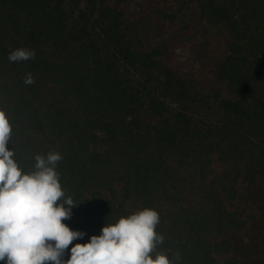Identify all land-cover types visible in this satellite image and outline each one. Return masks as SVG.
<instances>
[{
  "label": "trees",
  "instance_id": "16d2710c",
  "mask_svg": "<svg viewBox=\"0 0 264 264\" xmlns=\"http://www.w3.org/2000/svg\"><path fill=\"white\" fill-rule=\"evenodd\" d=\"M136 1L0 0L8 147L24 171L61 154L80 242L147 207L153 256L264 264L231 238L264 225V0ZM19 47L35 57L9 61Z\"/></svg>",
  "mask_w": 264,
  "mask_h": 264
},
{
  "label": "clouds",
  "instance_id": "9594fccd",
  "mask_svg": "<svg viewBox=\"0 0 264 264\" xmlns=\"http://www.w3.org/2000/svg\"><path fill=\"white\" fill-rule=\"evenodd\" d=\"M35 57V50L19 47L11 62ZM33 83L29 73L24 80ZM12 126L0 110V261L4 264H173L164 253L152 255L164 239L155 231L159 214L142 208L113 223L85 242L83 230L64 221L77 206L66 196L56 170L58 151L36 154L32 171L21 169L8 147ZM73 241H77L73 243ZM67 254V255H66ZM66 255V258H65Z\"/></svg>",
  "mask_w": 264,
  "mask_h": 264
},
{
  "label": "rangeland",
  "instance_id": "374dc122",
  "mask_svg": "<svg viewBox=\"0 0 264 264\" xmlns=\"http://www.w3.org/2000/svg\"><path fill=\"white\" fill-rule=\"evenodd\" d=\"M146 10V3L142 0L136 1L131 4L130 12L134 17L135 14H138L140 11ZM190 41L186 42V45H189ZM264 197V196H263ZM132 207V204L130 205ZM231 238L234 240L236 255H239L243 261L250 263L248 259L243 258L245 251H256L257 253L263 251L264 245V225H250V227L243 232L235 233L231 235Z\"/></svg>",
  "mask_w": 264,
  "mask_h": 264
}]
</instances>
